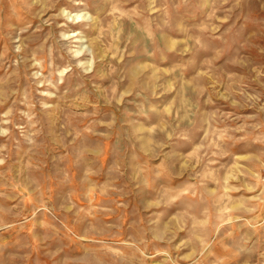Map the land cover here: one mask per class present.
<instances>
[{
	"label": "rangeland",
	"instance_id": "374dc122",
	"mask_svg": "<svg viewBox=\"0 0 264 264\" xmlns=\"http://www.w3.org/2000/svg\"><path fill=\"white\" fill-rule=\"evenodd\" d=\"M0 264H264V0H0Z\"/></svg>",
	"mask_w": 264,
	"mask_h": 264
}]
</instances>
